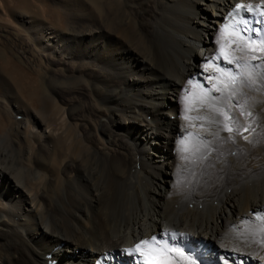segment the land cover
<instances>
[{"label": "bare ground", "instance_id": "bare-ground-1", "mask_svg": "<svg viewBox=\"0 0 264 264\" xmlns=\"http://www.w3.org/2000/svg\"><path fill=\"white\" fill-rule=\"evenodd\" d=\"M102 1L57 0L73 23L60 29L13 14L63 78L89 77L91 109L67 138L28 106L41 78L6 82L0 130L16 136H0V264H143L120 250L153 235L208 264H264V3ZM222 28L243 37L226 46L239 65L219 55Z\"/></svg>", "mask_w": 264, "mask_h": 264}, {"label": "rangeland", "instance_id": "rangeland-1", "mask_svg": "<svg viewBox=\"0 0 264 264\" xmlns=\"http://www.w3.org/2000/svg\"><path fill=\"white\" fill-rule=\"evenodd\" d=\"M86 1L91 5L95 1L96 6L98 4L104 8V11L106 9V5H104L102 0ZM22 11L34 14L40 18L38 22L43 21V23L53 24L58 29L71 26V24L73 26L72 20L70 19L65 22L58 19L62 11L57 4V0H0V53L2 54L0 58L9 60L8 68L5 69L2 66L3 70L0 71V107L6 112L11 110V104L7 96L8 87L6 82L10 80L15 81L17 76L20 79L23 78L22 80L25 81H29L31 78H41V83L43 87L45 86L44 90H42V92L44 91V96L41 97L42 101L40 99L38 103H31L25 98L28 106L33 108V111L35 110L36 113H39V117H44L43 119L56 123L55 127L58 126L57 128L59 130L66 131L67 138L75 139L76 137H80L87 123L85 116H88L91 107L90 98L88 96H81L79 88H87L86 83L90 79L88 76H85L86 83H84L75 81L72 78H63L62 76H65V73H63L60 66L56 63L49 62L38 51L33 40L27 35L28 33L15 20L13 14ZM104 11L99 13L101 17L99 15L96 16V20L102 21L103 26H106L110 18ZM58 12L59 14H57ZM137 45L142 49L141 45ZM2 71H4L6 76L1 73ZM259 112L260 110L258 113L256 112L258 116L261 114ZM10 129L11 126L6 123L5 127L0 130V136L3 135L5 137L6 144L13 143L11 139L14 140L15 138L13 137L15 135V129H13L14 132ZM29 140L32 141V138H29Z\"/></svg>", "mask_w": 264, "mask_h": 264}, {"label": "snow or ice", "instance_id": "snow-or-ice-1", "mask_svg": "<svg viewBox=\"0 0 264 264\" xmlns=\"http://www.w3.org/2000/svg\"><path fill=\"white\" fill-rule=\"evenodd\" d=\"M262 3H264V0H262ZM242 7L243 6L240 4L236 5L237 9H241ZM248 11L251 12L253 11V9L249 6ZM218 32L222 41L219 47V55L223 57V59L229 64L235 62L237 65H239L238 61H235L234 58H230L229 52L226 50V46L233 42V38H235L236 42H239L243 39V37L237 31L229 32L227 28L219 29ZM248 47L254 50L255 41L250 40ZM260 47L264 49V40H261ZM219 71H221L222 75H227L228 82L230 84L235 83V77L228 75L227 69H222ZM208 79L211 80L213 79V77L209 76ZM217 79H219V77H217ZM188 82L192 83L191 78ZM212 89L217 92L223 93V89L218 87L217 84H213ZM216 111H218L219 114L224 118V129L227 132L231 133L233 129L230 126L231 118L229 114L224 109H216ZM241 114L243 115V112H241ZM229 138L231 139V137ZM172 239L174 241L176 240L175 233L172 234ZM187 239L188 238L183 234L180 237L181 241ZM178 245L179 241H177V244H174L171 247L167 245L161 246L160 242H158L157 236L153 235L150 239H140L133 247L128 249H121L120 251L127 253L130 257L138 254L140 257H143V264H197V261H199V264H208L207 261L201 259L198 249H192L191 246H189V249L186 253L183 247ZM225 259L226 258L221 257V260Z\"/></svg>", "mask_w": 264, "mask_h": 264}]
</instances>
